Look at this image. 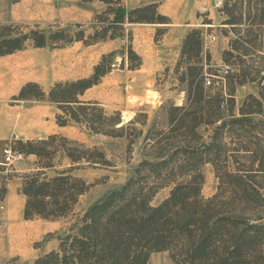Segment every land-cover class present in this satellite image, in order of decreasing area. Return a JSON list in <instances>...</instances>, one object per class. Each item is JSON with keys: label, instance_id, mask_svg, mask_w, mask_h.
Returning <instances> with one entry per match:
<instances>
[{"label": "trees", "instance_id": "16d2710c", "mask_svg": "<svg viewBox=\"0 0 264 264\" xmlns=\"http://www.w3.org/2000/svg\"><path fill=\"white\" fill-rule=\"evenodd\" d=\"M101 1L105 8L95 16L100 24L90 32L79 25L73 31L31 29L1 39L0 53L20 47L25 39L36 46L72 40L90 44L124 35L125 22H169L157 12L156 2L125 10L120 0H115L117 8L111 7L114 0ZM219 10L224 16L221 33L229 36L221 52L230 66L225 96L215 90L219 87L204 85L202 60L209 59L202 48L204 30L190 27L173 66L183 101L165 105L163 123L153 119L143 136L142 159L125 182L56 233V248L38 254L33 264H146L150 253L160 250L175 264H264V116H258L264 113V91L246 94L236 109L233 95L235 85L264 79V0H223ZM117 53L128 68L141 63L128 45L104 54L89 77L56 82L47 93L29 82L14 98L55 101L58 124L72 120L92 133L126 136L130 149L134 135L123 131L126 124L118 110L106 113L96 101L77 98L110 70ZM135 122L136 115L127 126ZM6 144L14 153L36 156L34 168L20 174L25 219L67 218L79 196L97 182L71 171L109 163L101 148L59 134L0 143ZM62 157L69 165L61 166ZM204 164L211 165L217 180L208 196L201 193ZM164 187L167 195L153 204ZM4 191L1 185L0 198Z\"/></svg>", "mask_w": 264, "mask_h": 264}, {"label": "crops", "instance_id": "0c3cea01", "mask_svg": "<svg viewBox=\"0 0 264 264\" xmlns=\"http://www.w3.org/2000/svg\"><path fill=\"white\" fill-rule=\"evenodd\" d=\"M148 2H156L157 12L166 16L169 22H125L122 24L124 35L107 37L90 44H86L82 40H72L61 46H36L30 40L25 39L20 47L0 53V143L15 139L32 141L46 138L51 134H59L78 142L85 143L87 139L92 142L96 134L90 132L84 125L72 120L63 125L56 122V114L60 112V109L55 101L34 97H14L20 88L29 82L37 84L42 91L47 93L56 82L89 77L94 71V66L104 54L125 48L128 43L141 57L137 47L141 44L151 47L154 42H158L157 27L167 26L173 21L171 14L164 11L158 0H135L126 7L129 10ZM177 2L183 5L182 0ZM192 7L188 11L191 16H194L195 8ZM104 8L105 3L101 0H0V40L24 34L31 29L48 33L56 29L79 25L91 31L99 26L100 22L95 19V16ZM218 17L221 18V16ZM209 25L211 27L219 26L214 22ZM151 26H155V28ZM188 29L184 28L181 32L179 44ZM168 30L169 28L164 27L161 36L165 37ZM177 52L178 47L176 56ZM174 59L172 58L169 62L171 65ZM143 62L141 57L140 66L143 65ZM167 63H163V68ZM137 70L139 68L130 69L123 63L120 70L117 72H114L113 69L107 71L100 76L98 82L78 93L77 98L81 101H96L106 113L117 110L116 108H106L103 95L105 96L110 89L117 90L122 86L130 87L129 84L137 81L142 74ZM170 91L180 93V101L177 102L180 104L183 101V91L177 87H172ZM85 145L87 144L85 143ZM3 147L4 145H0V186L3 185L5 191L0 198V204L8 205L11 198L17 197L20 200L19 212L23 217L24 195L20 192V174L34 168L36 156L32 153L19 154L13 158L11 163L6 164ZM62 159L64 162L67 161L65 166L69 165V160L66 157H62ZM85 169H76L74 174L86 177L83 174ZM18 219L20 220L17 215H8L4 219V228L11 222L19 223L21 220ZM1 221L0 218V224ZM11 227L12 225L9 224L8 229L10 230ZM3 230H0V261L6 253H11L9 250L12 249L11 243H8L9 248L5 245L7 236ZM8 239L11 240V235H8Z\"/></svg>", "mask_w": 264, "mask_h": 264}, {"label": "rangeland", "instance_id": "374dc122", "mask_svg": "<svg viewBox=\"0 0 264 264\" xmlns=\"http://www.w3.org/2000/svg\"><path fill=\"white\" fill-rule=\"evenodd\" d=\"M134 1L135 0H120L119 3L122 4L125 10H128L126 6L131 5ZM177 1L179 0H158L163 6L164 11L171 14L173 21L167 26L157 27L156 34L157 39H159L158 42H154L151 47L144 46V44L137 47L144 60L143 65L136 67L139 68L137 72L142 73L139 79L129 84L130 87L122 86V88H118L117 90L110 89L105 96L103 95L106 108H116L120 112L121 122L126 124L123 131L126 134L134 135L130 149H128L127 146L128 139L126 136L113 137L101 133H94L96 136L92 142L88 139L86 140L85 143L87 145H85L84 142H78L82 146L95 145L101 148L109 163L105 166L76 168H86L85 171H83L86 177L83 178L89 181L97 180V182L79 196L73 212L67 218L57 220H45L40 218L25 219L19 212L20 200L17 197L11 198L8 205L1 203L0 218L2 221L0 230H3L4 219L8 217V215H17L21 221L18 219L20 221L19 223H9L12 225L10 230L8 229L9 224H6L3 230V233L7 236L5 245L9 248L8 243H11L10 246H12V249L9 250L11 253H6L4 255L0 264H33V260L38 254L57 246L58 240L55 237L56 233H63L67 226L75 221L76 217L80 215L85 208L103 198L109 191L120 187L132 174L134 167L142 159L141 146L143 143V136L148 126L153 119L159 123H163L165 105L171 101L178 104L177 102L180 101V93L177 94L175 91H170V89H172V87L180 89V85L175 78L176 74L173 66L179 55L181 44H179V36L184 28L199 27L204 30L202 48L209 55L207 61L203 59L202 55L204 75H219L221 74L223 66H227L226 73L230 70V66L226 64L221 57V52L227 46V41L229 39V36L221 33V20L224 18L219 10L221 6L218 7L214 5L216 0H182L183 5H180ZM222 1L223 0H221V2ZM118 6V2L114 0L111 7L117 8ZM192 6L195 8L194 16H191L188 11ZM192 12L193 10L191 13ZM105 16L106 15H103L102 17ZM190 16L191 20L189 19ZM218 16H221V18ZM207 20H209L210 23H203ZM213 22L214 24H219V26L211 27L209 24ZM151 27L155 28V26ZM164 27L169 28L165 37L161 36ZM75 29L76 26L65 27L67 31H73ZM84 30L85 33L90 32L87 28H84ZM210 35H213L215 38L210 39ZM127 38L129 39L128 33ZM128 45L130 46L129 43ZM177 47L178 52L176 56ZM122 49H126V47ZM172 58L175 59L171 65L169 62H171ZM252 59H254L253 65H256L257 58L253 57ZM114 61H116V64L110 68V70L113 69L114 72L120 70L123 67V63L127 65L126 59H124L123 63L121 62L122 60L118 53L114 54L111 63ZM164 62H168L166 65L168 70L164 69L165 67L163 68ZM225 74L223 84L219 86V89H215L223 95L226 94L227 91ZM259 90L264 91V79L247 81L244 84L235 85L233 94L235 109L239 106L246 94L252 93L257 95ZM134 115H136L137 122L127 126V122L133 118ZM260 115L264 116V113L258 116ZM138 120L143 123L138 122ZM139 130H141L142 133L140 135H135ZM56 142L58 143V141ZM17 156V154L14 155V157ZM57 159L58 157L55 156L54 160L56 161ZM59 160L60 163H62L64 159L59 158ZM66 162L67 161H63L62 166H65L64 164ZM74 170L71 171L72 174H74ZM202 172L204 175V182L201 187V193L203 196H208L213 193L217 180L210 164H204ZM167 193L168 187L160 189L154 195L151 202L153 204L158 203ZM8 235H11V240L8 239ZM146 264L175 263L170 260L166 250H160L150 253Z\"/></svg>", "mask_w": 264, "mask_h": 264}, {"label": "built area", "instance_id": "2783aa9c", "mask_svg": "<svg viewBox=\"0 0 264 264\" xmlns=\"http://www.w3.org/2000/svg\"><path fill=\"white\" fill-rule=\"evenodd\" d=\"M221 3H222L221 0H216L214 5L220 7L222 5ZM209 38L214 39L215 37L213 35H210ZM115 64H116V61L112 62L110 65L111 67H113ZM226 70H227V66H223L221 74L219 75L205 74L204 75V85L205 86L211 85L212 87H219L220 85H222L224 82V74L226 73ZM15 154L19 155V153L12 152L9 145L7 144L4 145L3 155H4V162L6 164L11 163Z\"/></svg>", "mask_w": 264, "mask_h": 264}]
</instances>
